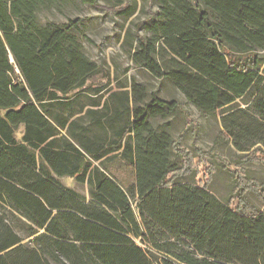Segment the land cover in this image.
Wrapping results in <instances>:
<instances>
[{"label":"trees","instance_id":"trees-1","mask_svg":"<svg viewBox=\"0 0 264 264\" xmlns=\"http://www.w3.org/2000/svg\"><path fill=\"white\" fill-rule=\"evenodd\" d=\"M155 2L123 43L201 118L221 115L217 140L241 153L223 166L229 198L198 184L191 156L152 122L181 102L135 79L111 86L80 20L41 24L57 0H0V264H264V183L244 168L264 164V0Z\"/></svg>","mask_w":264,"mask_h":264},{"label":"rangeland","instance_id":"rangeland-1","mask_svg":"<svg viewBox=\"0 0 264 264\" xmlns=\"http://www.w3.org/2000/svg\"><path fill=\"white\" fill-rule=\"evenodd\" d=\"M99 1L100 6L96 8L84 5L79 0H64L63 3L57 0L56 5L39 14L41 24L54 23L63 26L80 20L75 28L76 34L84 45L88 58L94 61L100 70L110 74L111 86L117 89L118 82L130 84L132 79H135L147 88L149 94L154 92L160 99H175L181 102L177 115L166 121L152 122L156 127L167 130L191 156L189 175L195 176L198 184L209 185L220 199H228L235 179L225 172L223 166L228 165L234 170L241 153L236 151L231 142L217 140L220 132L224 130L221 115L209 120L201 118L198 110L187 104L186 99L171 84L155 79L147 71L135 68L129 49L123 43L126 32L133 24L149 20L152 13L158 10L155 0H122L121 3L118 0ZM120 4L123 7L136 5L135 15L126 18L118 14L114 6ZM140 35L148 36L143 31ZM210 167L214 171H210ZM244 168L250 178L264 183V164H253ZM60 181L65 187L89 197L87 184L79 185L69 177ZM248 196L253 204L260 206L255 196Z\"/></svg>","mask_w":264,"mask_h":264},{"label":"water","instance_id":"water-1","mask_svg":"<svg viewBox=\"0 0 264 264\" xmlns=\"http://www.w3.org/2000/svg\"><path fill=\"white\" fill-rule=\"evenodd\" d=\"M11 60L14 62L13 58L11 57Z\"/></svg>","mask_w":264,"mask_h":264}]
</instances>
